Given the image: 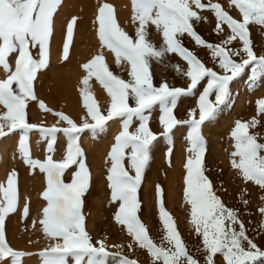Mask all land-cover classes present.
I'll return each mask as SVG.
<instances>
[{
  "label": "snow or ice",
  "instance_id": "6c2138e0",
  "mask_svg": "<svg viewBox=\"0 0 264 264\" xmlns=\"http://www.w3.org/2000/svg\"><path fill=\"white\" fill-rule=\"evenodd\" d=\"M62 0H0V69L5 78L0 80V105L7 111L0 115V137L16 130L20 132L18 154L23 163L30 169H39L46 180L42 199L47 203L42 209L43 233L46 237L59 239L57 243L37 255L41 264H107L110 254L102 241L94 246L85 230V217L82 214V197L85 195L90 180V173L85 163V156L80 146V134L86 130L93 136L103 132L107 121L114 118L121 120V131L115 136L108 160V187L111 190V201L119 202L114 220L126 228L134 241L155 261L163 264H199L186 250L179 233L175 229L172 217L163 208L160 201V189L157 186V204L159 219L165 235L163 240L169 245H156L149 237L146 226L138 218L140 203L137 190L141 184L145 167L150 161V150L158 135L149 127V120L154 106L159 107V134L168 140L170 155L172 148L171 134L175 128L188 126L186 139L190 145V156L184 167L186 169L184 197L190 205V224L202 238V250L205 253L204 264H215L219 254L224 264H264V250L246 235V229L239 220L235 210L227 209L214 194L211 182L203 174L202 160L205 154V141L201 126L214 119L221 105L230 97V84L250 68L247 77L249 91L259 86L264 77V56H256L250 41L248 25L255 23L264 27V0H230L239 11L240 21L225 12L221 5L205 4L202 0H132L133 20L138 21L135 39L121 30L112 16V8L105 4L99 8L98 37L101 45L107 46L116 56L130 66L125 81L113 75L103 62L102 56H95L83 65L88 76L82 81L88 83L92 75L103 86L110 97L107 115L100 113L91 95L81 91L84 107L91 122L85 120L77 125L66 115L55 113L68 127L38 128L26 120V104L36 100L33 92V80L39 70L48 63L50 36L53 32L54 14ZM211 10L217 20L216 28L226 24L231 35L220 45L206 43L194 30L193 21L199 22L202 17L199 11ZM206 20V18H204ZM76 18L67 24L66 39L63 43V56L67 58L73 25ZM151 23L161 32L163 43L157 49L146 40V25ZM187 34L198 46L207 47L213 57L218 58V66L223 75L218 74L204 64L189 49L182 46L178 38ZM239 38L242 48L232 50L225 45ZM38 48V59L34 58L31 49ZM243 52L246 58L239 62L232 56ZM166 53H177L188 65L186 76L190 83L187 89L170 88L167 83L155 87L149 72L148 58L160 61ZM15 55L14 70L9 63V56ZM179 71V66H175ZM207 78V86L198 99V118L195 110H189L187 120H180L174 114L179 99L191 94L198 83ZM15 85V87H13ZM214 94L215 99H210ZM133 104H130L129 101ZM258 113H264V99L257 101ZM39 107L48 111L44 103ZM134 121H138L135 131H129ZM236 121L231 132L234 140V151L230 163L239 170L242 179L253 181L264 189V144L249 133V128L256 126ZM38 130L46 141V154L43 161L33 159L30 155L29 133ZM62 132L67 138L62 159H53L57 133ZM238 158V160L236 159ZM73 166L71 182L66 183L63 176ZM264 199V197H262ZM18 188L15 170L9 173L6 186L0 184V262L10 260V264H22L26 253L13 250L6 242L5 217L14 212L17 206ZM247 203V201H243ZM27 205L24 215H27ZM264 217V207L259 209ZM238 225V228L236 227ZM264 229V219L260 222ZM245 245H247L245 247ZM118 264H134L124 257L118 258Z\"/></svg>",
  "mask_w": 264,
  "mask_h": 264
},
{
  "label": "rangeland",
  "instance_id": "374dc122",
  "mask_svg": "<svg viewBox=\"0 0 264 264\" xmlns=\"http://www.w3.org/2000/svg\"><path fill=\"white\" fill-rule=\"evenodd\" d=\"M121 5L115 6V12L111 2L107 0H62L57 12L54 14L53 32L50 36L48 63L44 69L37 72L33 80V92L36 100H29L26 104V120L38 128L58 127L65 128L68 125L59 119L55 113H62L81 125L87 120L91 122L87 109L84 107V100L81 95L83 90L86 95H91L97 104L101 114L107 115L110 106V97L103 86L92 75L88 83L82 81L88 76V70L83 65L89 63L95 56H102L103 62L108 70L115 76L128 81L130 66L127 61L121 59L117 63L115 54L107 47L101 45L98 37L99 23L97 16L99 8L105 4L112 8V16L117 26L130 38L135 39L138 21L133 20L132 0H120ZM202 3H215L221 5L222 9L231 17L240 21L242 19L239 11L230 0H202ZM202 19L199 22L193 21L195 32L208 44L220 45L231 35L226 24H221L222 30H217V20L211 10L199 11ZM75 17L73 33L70 40L67 58L63 56V43L66 39L67 24ZM206 18V20L204 19ZM59 23L60 26H56ZM146 27V40L155 45L158 49L162 43L161 32L150 22ZM250 41L256 56H264V27L250 23L248 26ZM56 29H60L62 40L59 43L57 54L52 50L51 39ZM95 30L96 40L92 41L88 34L77 36L78 31H88L89 34ZM182 46L192 51L195 56L204 64L218 74L223 71L218 66V58H214L211 50L207 47L198 46L187 34L178 37ZM82 40H88V51L77 63L79 79L74 86V103L72 110L66 102L60 99L58 81L62 77L61 67L66 64L75 46ZM225 47L232 50H239L242 44L237 37ZM34 58L38 59V48L31 49ZM16 54L9 56V63L14 70ZM246 58L241 51L239 56H232V59L239 62ZM149 72L152 83L159 87L167 83L170 88L187 89L190 83L186 72L188 65L177 53H166L157 61L148 58ZM175 66H179V71ZM250 68H246L244 74L236 78L230 84V97L227 102L220 106L216 117L206 121L201 126V134L205 141V154L202 160L203 174L211 182L214 194L222 204L230 210L237 212L238 218L243 222L246 235L252 239L262 250H264V229L260 227L262 217L259 209L264 207V189L260 188L253 181L245 182L238 169L232 167L230 161L234 140L231 132L236 121L251 124L253 119L257 121L256 126L249 128V133L257 137L259 143L264 144V113H258L257 101L264 99V77H261L259 86L249 91L247 88V77ZM5 78V73L0 69V80ZM207 86V78L202 79L191 94L182 96L174 114L177 119H189V110L196 111L198 118V99L203 89ZM15 87V85H13ZM60 89V88H59ZM210 99L214 100L212 94ZM43 102L48 111L39 107ZM130 104L133 102L130 100ZM134 106V104H133ZM7 110L0 105V115ZM159 107L154 106L149 120L151 131L158 135L150 150V161L145 167L141 184L137 190V199L140 203L138 218L146 226L150 239L158 246L168 248L169 245L163 240L165 232L159 219L157 204V186L160 189V201L166 212L172 217L175 229L186 246L188 253L193 256L199 264H204L205 253L202 250V238L195 232L194 226L190 224V205L184 197L186 169L184 167L187 159L193 154L188 151L190 145L186 139L188 126L182 125L175 128L171 134L172 151L167 154L169 143L166 138L160 136L162 127L159 124ZM110 126L112 121H115ZM138 121H134L129 131H135ZM121 131V120L114 118L107 121L103 132L96 136L88 130L80 134L79 143L84 151L85 163L90 173L89 187L82 197V214L85 217L84 226L94 246L96 242L102 241L106 251L110 254L107 264H118V258L124 257L134 261V264H163L162 261H155L147 249L141 248L128 234L126 228L114 220V214L118 210L119 202L111 201V190L108 187L107 170L110 167L108 153L115 143V136ZM20 138L19 130H16L4 137H0V184L6 186L7 177L15 170L18 188L17 206L14 212L5 217V237L7 244L16 251L26 253L22 257V264H41V258L37 253L57 243L59 239L46 237L42 230L40 220L42 209L46 201L42 199V192L46 187V180L39 169H30L19 157L17 148ZM8 142V144H6ZM30 155L33 159L43 161L46 154V141L38 130L29 133ZM67 138L62 132L57 133L55 142L54 160H61L66 148ZM5 145H7L5 147ZM238 160V158H236ZM76 170L73 166L66 170L63 180L71 182L72 173ZM247 201V203H243ZM27 205V215H24V208ZM238 228V225L236 226ZM11 234L14 240H11ZM247 245H245L246 247ZM215 264H224L222 257L215 256ZM9 263L10 260L0 262ZM69 264H72L69 258Z\"/></svg>",
  "mask_w": 264,
  "mask_h": 264
},
{
  "label": "bare ground",
  "instance_id": "6f19581e",
  "mask_svg": "<svg viewBox=\"0 0 264 264\" xmlns=\"http://www.w3.org/2000/svg\"><path fill=\"white\" fill-rule=\"evenodd\" d=\"M109 2H111V5L113 6V10L114 13L115 12V6H119L121 5V1L120 0H107ZM56 26H60L59 23H56ZM57 32H55V34L53 35V38L51 39V48L52 50L57 54L58 56V50L57 47L59 45V43L62 40V34L60 32V29H56ZM88 34L90 36V39L92 41L96 40L97 37V33L95 32V30H93L91 32V34H89L88 31H78L77 36H81V35H86ZM88 40H82L80 42L77 43V45L75 46L71 56L69 57L68 61L66 62L65 65H63L61 67V71H62V77L60 78V80L58 81V86L59 87L57 90H60V99L63 100L64 102L67 103L68 108L70 110H72L73 106H75L77 103H74V86L75 83L78 81L79 79V73L77 72V63L78 61L83 57V55L85 54V51L89 50L90 48H88ZM117 120L112 121V123L110 124V126H113L115 124ZM8 144V142L6 143ZM7 145H5L6 147ZM1 175V174H0ZM11 240H14V237L11 234ZM4 264H9L4 263ZM26 264H30L29 262Z\"/></svg>",
  "mask_w": 264,
  "mask_h": 264
}]
</instances>
